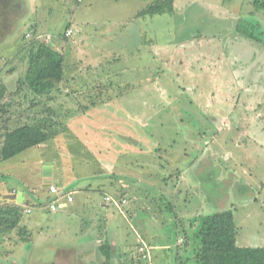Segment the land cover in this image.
Here are the masks:
<instances>
[{"label":"rangeland","instance_id":"rangeland-1","mask_svg":"<svg viewBox=\"0 0 264 264\" xmlns=\"http://www.w3.org/2000/svg\"><path fill=\"white\" fill-rule=\"evenodd\" d=\"M155 1L0 0V136L33 114L18 81L36 40L65 54L69 106L52 111L56 138L0 161V205L24 209L0 232V264H77L58 251L74 247L67 234L111 236L110 223L126 252L138 235L156 242L139 264H196L202 220L224 212L239 246H264V0H172L141 16ZM49 184L75 203L50 212Z\"/></svg>","mask_w":264,"mask_h":264},{"label":"trees","instance_id":"trees-1","mask_svg":"<svg viewBox=\"0 0 264 264\" xmlns=\"http://www.w3.org/2000/svg\"><path fill=\"white\" fill-rule=\"evenodd\" d=\"M171 1H155L141 10V16L164 13L166 12L165 5ZM173 10L170 5L167 11L173 12ZM241 28H244L242 34L247 38L262 42L260 37L248 30L249 26L240 24L238 29ZM64 76L65 54L50 44L36 40L35 48L29 50L26 73L18 81L20 89L32 95L31 105L34 108H31V112L33 114H27L29 122L3 130L0 136V161L13 158L31 147L47 143L57 137L58 130L53 124H58V122L51 114L53 110L47 103L38 102L37 96L47 97L55 89L60 90L58 85L64 80ZM4 85L0 83L1 95L7 91ZM102 85L106 84L99 83L97 86ZM94 89L96 90V87ZM91 99L89 104L97 102L95 98ZM35 107L40 110L35 111ZM23 216L24 209L20 205H0V232L7 233L18 228ZM197 237L200 244L195 251L196 264H264V246L247 247L237 244V226L231 213L224 212L206 216L199 226ZM22 240L29 241L30 238L24 237ZM103 252L108 259L111 257L109 248L104 249ZM140 258L143 261L146 259L143 256Z\"/></svg>","mask_w":264,"mask_h":264},{"label":"crops","instance_id":"crops-1","mask_svg":"<svg viewBox=\"0 0 264 264\" xmlns=\"http://www.w3.org/2000/svg\"><path fill=\"white\" fill-rule=\"evenodd\" d=\"M27 2H28V0H27ZM29 2H30V0H29ZM39 2H41V0H35V9L37 8V11L40 8L37 6V4ZM46 3L49 5L48 1H46ZM29 7H30V4H29V6L26 4V10L27 11L31 10V9L29 10ZM152 16H154V15H152ZM95 29L97 30V27H95ZM74 32H73V34H74ZM89 32L90 31H87V29L83 30L79 34L78 40H81V39L84 40L83 37H85L86 42H89V39H91L90 37L92 36V34ZM106 34H109V33H106ZM81 36H83V37L81 38ZM73 46H74V44H73ZM73 46L69 44V45H67V49L70 50ZM59 92H61V89L60 90L55 89L52 92V94L47 96V97L37 96L38 97L37 101L40 103L41 102L47 103V105L50 106V109H52V110L57 109V107L58 108L64 107L63 109H69V106H67L66 102L62 103L61 101H58L57 96L60 95ZM59 102H61V103H59ZM51 114L54 118L56 117V115H54L53 113H51ZM85 189H87L86 186H84V188L83 187L79 188V190H77V192L78 191L83 192ZM66 191H68V190H66ZM68 192L72 193V191H68ZM75 201H76V196H74V201L72 203L68 204L66 207L60 208V210L61 209H67V208L71 207L72 204L75 203ZM106 205H107V202H104L103 206H106ZM53 213H55V212H53ZM125 218L126 219H132V217H125ZM106 227L107 226H105V228ZM108 228L112 229L111 236H109V231H108L105 233L106 234L105 237L102 236V238H100V236H98V235H92V236H89L86 239H84V235H81L79 232L78 233L73 232L69 235L67 234V236L70 237L69 240H71L70 244H74V247H69V248L64 247V248L58 249V251L59 252L64 251L62 253L63 256L65 258H67V257L74 258V260H75V262H77V264H89V262L94 263V261H96L97 257H99V261L101 262V264L103 262L107 263L109 261L111 264H120L122 261H125V259L127 258V255H128V259L131 261V264H139V262H140L139 260L141 258H139V259L137 258L138 253H139V250L137 248L143 244H146L147 246H149L150 244H153L154 245L153 247L155 248L156 242L151 241V238L147 234H144L143 236L138 235V238L136 240L137 241L136 248L133 249L132 252H130V249L126 252L124 250L128 249L129 245H126V243L122 246L119 245L120 244V242H119V236H120L119 226L117 224L110 223V226ZM156 238H157V236L155 235L154 239H156ZM87 239H89V240H87ZM85 241L87 242V244L83 245V242H85ZM107 248H109V253L111 255V257L109 259L106 257L105 253L103 252V250L107 249ZM93 251L95 252L96 257L93 256ZM97 253H99L100 256H98ZM115 253H117V255L120 256V259H118L116 262L113 261ZM150 253H151V251H150ZM112 254H113V259H112ZM121 256H122V258H121ZM139 256H140V254H139Z\"/></svg>","mask_w":264,"mask_h":264},{"label":"built area","instance_id":"built-area-1","mask_svg":"<svg viewBox=\"0 0 264 264\" xmlns=\"http://www.w3.org/2000/svg\"><path fill=\"white\" fill-rule=\"evenodd\" d=\"M73 32H74L73 29H70L65 34L67 37H70L73 35ZM51 38L52 35H48V39ZM49 191L53 195V198L51 199L48 207L51 212H56L58 209L66 207L68 204L74 201V196L72 193L54 184L49 185ZM105 200L106 202L113 201L118 206H123L128 202L127 199H123V198L113 199V197L108 195L105 197ZM27 212H30V210H27ZM139 253H141L144 258H149L150 256L149 246H147L146 244L139 246Z\"/></svg>","mask_w":264,"mask_h":264}]
</instances>
